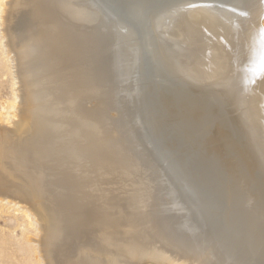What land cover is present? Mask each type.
Masks as SVG:
<instances>
[{"label":"rangeland","instance_id":"1","mask_svg":"<svg viewBox=\"0 0 264 264\" xmlns=\"http://www.w3.org/2000/svg\"><path fill=\"white\" fill-rule=\"evenodd\" d=\"M7 1L0 0V127H8L16 121L23 101V81L17 67V53L10 46L4 25ZM73 1L74 4L82 3L80 0ZM107 1H86L89 7L102 12L103 21L101 24L99 20H95L87 25L90 32L88 61L92 74L98 73L101 95L99 98L89 97L84 105L90 109L96 103L103 102L99 107L104 110L102 111L107 119V136L114 135L122 148L130 151V156L139 162L140 175L145 176L141 186L143 196L139 200L136 196L130 197L131 203L143 201L139 208L147 210V217L151 216L148 219L155 225L158 236L162 235L160 238L163 237L161 239L167 244L172 241L168 246L177 251L184 250L181 251L185 252L184 255L188 253L187 257L199 264H264V251L258 255H252L251 251L254 238L257 243H264V111H260L259 118L252 120L244 111L243 105L247 88L245 79L248 80L247 77L253 75L249 65L256 52L254 48V51L245 48L247 51L245 50L243 58L225 62L228 72L224 76L227 79L224 77L222 80L223 83H229V86L221 85V78H216V81L203 80L187 68L191 69V60L203 53L196 52L199 37L203 39L209 33L200 28L203 26L201 24H190L189 22H194L191 20L194 18L175 19L182 12L186 14L199 11L206 13L203 18H207L210 23L213 21L209 16L219 21L223 20L222 17L237 20L239 16L241 19L237 21L240 20L242 25L251 24L253 20L252 24H255L251 25L254 29L255 25L261 29L264 27V11L260 12L256 7L260 0H133V4L130 0H109V4ZM255 9L258 10L256 13L259 17L252 13ZM109 20L117 23L120 30H123L120 27L124 25L131 27L129 30L126 28L127 47H124V41L119 40L122 39L119 37L121 31L118 34L119 30L116 32L115 28L109 30L108 26L113 24ZM103 24L106 26L105 30ZM174 25L180 30L182 27L184 31L179 35L169 33L168 30ZM187 25L196 26L197 34L194 29H187ZM96 27H102L101 31ZM143 32L147 33L143 36ZM112 41L120 42L119 50L112 49ZM186 43L190 45L184 46ZM187 48L190 50L187 51ZM239 61L246 63V66ZM119 66L121 69L115 75L114 69ZM230 71L234 72L233 76ZM225 87L227 91H224ZM231 90L232 94L229 92ZM38 171L39 169L34 170L33 178L38 179L41 187H47L45 175H35ZM255 192L258 198L260 196L259 199L254 198ZM41 223L36 213L26 205L13 198L0 196V264H49L42 247ZM86 251L97 262H93L94 264L111 262L110 255H106V252L100 256ZM80 255L81 253L79 257ZM141 258L134 263L153 264L148 256Z\"/></svg>","mask_w":264,"mask_h":264},{"label":"bare ground","instance_id":"2","mask_svg":"<svg viewBox=\"0 0 264 264\" xmlns=\"http://www.w3.org/2000/svg\"><path fill=\"white\" fill-rule=\"evenodd\" d=\"M80 1L85 6L82 3L74 4L73 0H8L6 3L4 25L10 46L17 53V67L23 81V101L17 115L20 116L16 121L12 120V124L8 127H0V196L10 197L21 202L40 218L43 225L42 247L49 264H94L96 261L94 262L88 256L86 250L100 256L106 252V255H110L111 262L109 264H136L134 261L142 259L141 257L144 256L151 258L153 264H199L187 257L188 253L184 255L185 252H181L184 250L177 251V249L168 246L172 244V241L169 244L163 241V237L160 238L162 235L158 236L155 225L153 226V222L151 223L148 219L151 216L147 217V210L139 208L143 203V201L139 203L138 200L143 196L141 186L145 176L142 175L143 178L140 175L139 162L130 156L128 153L130 151L123 149L114 135L107 136V119L104 116V110L99 107V104H103V102L96 103L97 105L95 104L90 109L84 105L89 97L99 98L101 95L98 73L95 72L94 76L93 71H90L87 53L90 45L88 33L90 32L87 25L95 20H99L102 24L103 19L102 12L89 7L87 0ZM130 1L133 4L134 1ZM195 4L193 3V5ZM206 4L208 5V3ZM203 7L206 8V6ZM256 7L259 11H264V0H260ZM113 8L111 7V9ZM240 10L242 11V9ZM253 11L255 12L252 13L258 16L256 9ZM203 14L206 13L198 11L185 14L182 12L175 18L176 21L179 18L184 20L188 17L194 18L191 19L194 22L189 23L192 25L201 24L203 26L200 28L209 33L207 36H203V39L200 38L201 36L199 37L196 52L201 53L202 51L203 53L195 60H191L193 63L191 69L187 68L188 71L195 73L203 80L216 81V78H221V85H228L229 83H223L224 77H226L224 75L228 72L225 62L243 58L246 55L245 48L255 50V57H251L252 61L249 65L253 75L247 77L249 81L245 79L247 88L245 86L246 96L243 105L248 117L259 118L260 111H264V27L262 26L263 29H260L255 25L254 29L253 20H249L253 26L250 23H248L250 26L246 23H243L246 25H242L240 20L237 21L239 18L241 19L239 16L237 20L222 17L223 20L220 21L209 16V19L213 21L210 23L206 17V19L203 18ZM242 15L244 16V14ZM116 16L118 17V15ZM245 16L247 17V15ZM200 18L203 20L197 22ZM121 19L123 21V18ZM121 19L119 20L121 21ZM243 22L246 21L243 20ZM111 23L113 24L108 26L109 30L115 28L116 32L119 30L118 34L121 31L122 34L119 37L122 39L119 40L124 41V47H127L128 39L126 40V37L128 34L126 31L131 27L123 24L124 26L120 27L123 30H120L117 28L119 27L116 25L117 23L114 24V21ZM192 25H187V29L190 27L196 33L197 25L194 27ZM96 28L100 32L102 27ZM103 28L104 30L106 28L104 24ZM126 28L129 29L126 30ZM183 31L182 27L180 30L175 25L168 30L173 35H179ZM206 31L204 32L206 33ZM145 33L147 32H143V36ZM115 39H117L116 36ZM169 40L172 39L169 38ZM112 42L113 48H111L119 50L120 42ZM186 44L184 46L188 47L189 43ZM194 45L191 46L194 48ZM187 49V51L190 50ZM237 51H239L238 54H236ZM250 56L252 55L250 54ZM179 57L181 58V56ZM239 63L246 64L242 61ZM106 64L107 62H105ZM124 65H126L125 62ZM182 67L184 68V65ZM116 68L114 69L115 75L121 69L120 66ZM232 73L234 72L232 71ZM217 89L220 91V88L217 87ZM224 91H227L226 87ZM229 92L232 94L233 91ZM106 100L104 101L106 102ZM262 121L261 123H263ZM72 163L74 164L70 166ZM35 169H39L35 173L36 176L42 173L45 175L47 187H41L37 182L38 179L33 178ZM247 177L249 176L247 175ZM254 195V198H260L256 192ZM132 196L137 197V202L131 203L130 197ZM144 200L146 202V199ZM253 240L252 255L262 254L264 243L263 245L257 243L256 238ZM79 253H81L80 257ZM155 257L157 259H153ZM261 261L263 262V260Z\"/></svg>","mask_w":264,"mask_h":264}]
</instances>
